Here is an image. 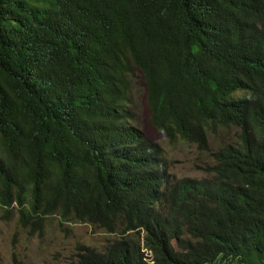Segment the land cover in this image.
<instances>
[{
	"label": "trees",
	"instance_id": "1",
	"mask_svg": "<svg viewBox=\"0 0 264 264\" xmlns=\"http://www.w3.org/2000/svg\"><path fill=\"white\" fill-rule=\"evenodd\" d=\"M133 71L205 177L174 178L135 126ZM0 211L117 236L71 264H264V0H0Z\"/></svg>",
	"mask_w": 264,
	"mask_h": 264
},
{
	"label": "rangeland",
	"instance_id": "2",
	"mask_svg": "<svg viewBox=\"0 0 264 264\" xmlns=\"http://www.w3.org/2000/svg\"><path fill=\"white\" fill-rule=\"evenodd\" d=\"M128 79L129 109L135 115V126L148 141L160 145L163 156L170 165L171 175L176 179L205 177L207 174L202 168L213 164L210 154L201 152L195 145L180 139L169 143L156 133L148 123L145 87L140 74L133 71ZM236 133V129L229 128L219 129L215 135H208L209 150L215 151L224 144L234 142ZM115 239L116 235L87 223L60 224L58 217L54 215L46 219L40 235H31L30 230L20 227L17 215L13 213L8 222L0 219V264H71L78 244L102 250L108 242Z\"/></svg>",
	"mask_w": 264,
	"mask_h": 264
}]
</instances>
